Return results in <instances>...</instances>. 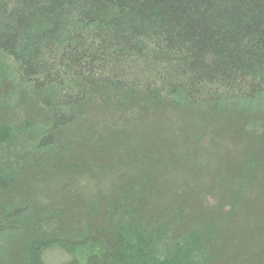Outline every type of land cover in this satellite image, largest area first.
Segmentation results:
<instances>
[{"label":"trees","instance_id":"trees-1","mask_svg":"<svg viewBox=\"0 0 264 264\" xmlns=\"http://www.w3.org/2000/svg\"><path fill=\"white\" fill-rule=\"evenodd\" d=\"M54 250L264 264V0H0V264Z\"/></svg>","mask_w":264,"mask_h":264},{"label":"rangeland","instance_id":"rangeland-1","mask_svg":"<svg viewBox=\"0 0 264 264\" xmlns=\"http://www.w3.org/2000/svg\"><path fill=\"white\" fill-rule=\"evenodd\" d=\"M156 256L158 258V254L156 252ZM45 260L50 263V264H61L65 261L68 260L67 255L63 254L60 251L54 250V251H49L46 255H45Z\"/></svg>","mask_w":264,"mask_h":264},{"label":"bare ground","instance_id":"bare-ground-1","mask_svg":"<svg viewBox=\"0 0 264 264\" xmlns=\"http://www.w3.org/2000/svg\"><path fill=\"white\" fill-rule=\"evenodd\" d=\"M172 231V230H171ZM198 236H195V237H191L190 239H191V241H197V242H199V240H200V238L198 237ZM187 246H188V244L187 243H184V244H181L180 245V247L181 248H179L180 250L179 251H182V253H184V252H186V249H187ZM176 254L175 253H173V252H165V253H163V254H160L159 255V257L161 258V259H166V260H168V259H172V257L173 256H175ZM45 256V255H44ZM40 257V256H39ZM42 257V256H41ZM68 257V256H67ZM39 260H41V258L39 259ZM44 260H45V258H44ZM45 262H47V261H45ZM48 263V262H47ZM110 263V262H109ZM108 263V264H109ZM50 264V263H49Z\"/></svg>","mask_w":264,"mask_h":264}]
</instances>
